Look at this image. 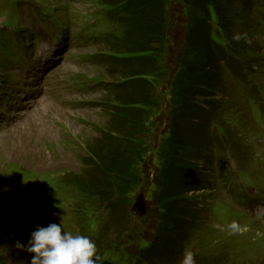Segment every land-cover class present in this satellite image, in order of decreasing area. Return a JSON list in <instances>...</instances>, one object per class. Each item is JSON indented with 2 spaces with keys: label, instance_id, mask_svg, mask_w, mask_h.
Masks as SVG:
<instances>
[{
  "label": "rangeland",
  "instance_id": "obj_1",
  "mask_svg": "<svg viewBox=\"0 0 264 264\" xmlns=\"http://www.w3.org/2000/svg\"><path fill=\"white\" fill-rule=\"evenodd\" d=\"M215 1L218 3V0ZM110 2L111 0H0V25L15 24L44 33L46 36L40 45L49 43L58 49L59 63L62 62L57 72H51L52 82L48 83L52 89L49 104L37 114V104H29L28 101H38L45 95L44 83L37 81L35 86L27 87L19 67L8 68L5 63V38L0 35V89L6 91L0 95V113L4 114L0 118V207H3L0 210V224L16 241L23 244L27 243L31 231L42 226V221L49 224L63 222L64 230L73 234L80 231L83 228L80 226V218L77 221L76 214L67 206L69 193L75 192L76 198L72 204H76L77 198L81 196L77 192L82 177L96 168L90 163L94 159L98 162L97 166L101 165L106 169L104 174L109 177L116 172L119 174V171L107 170L105 163L100 162L103 157L96 152L118 154L124 147L136 144L134 140L140 137L147 144L149 152L142 146L137 147L138 154L135 153L133 159L125 163L122 178L124 175L129 176L132 183L124 186L127 197L122 201L132 194V201L129 200L128 205L129 208L134 207V212L137 213L135 219L140 213H150V218L153 219L158 216L153 212H159L157 206L165 204L161 199L164 193L160 189L168 178L162 176L157 179V172L162 174L166 167H176L170 157L166 156L162 160L172 148L163 151L165 144H169L165 140L171 129L172 115L182 108V95L188 89L196 88L192 83L197 80H193L191 70L194 67H204L207 60L205 49L193 47L188 41V36L194 34V26L200 19L207 21L208 18L209 25L211 22V36L217 46L229 47L234 55L249 59L246 66L250 68V73H243L248 80L244 83L247 86L243 87L241 81L234 78L235 74L223 75V82L229 91L224 100L229 96L231 110L235 101L236 109L244 107L248 112L239 119L244 125L243 130L239 129L233 119H225L223 116L221 120H214V125L218 126L222 122V126L228 127L232 135L238 132L242 136L246 135L242 150L238 147V158L240 160L241 155L246 154V161L252 157L253 161L250 163L251 171L241 177L240 185L246 192L255 193L259 203L264 206V140L260 130L264 129V0L225 2L228 11L223 19L227 26L222 18L217 17L215 3H211L209 14L205 17L193 6L191 0H169L166 9L168 15L163 17L159 29L170 36H163L152 52L138 45L132 35L130 26L125 21L126 0L122 3L117 1L119 5ZM236 33L247 35V39L239 46L231 42V36ZM57 35H62L63 38H57ZM25 48L28 55L22 66L29 69L34 62L35 50L32 45H26ZM19 55L20 52L16 51L13 57ZM137 57H145L144 65L150 66L133 64L114 69L107 64V58L130 60ZM16 70L18 72L13 73ZM207 73H200L198 76L204 78ZM136 78L143 83L142 87L135 88V91H125L123 84ZM14 86L16 87L13 88ZM144 89L148 92L147 99L134 107V110L142 111V116L140 120H129L130 124L126 125L128 118H121L116 108L138 103L139 100L133 102L129 98H137L140 90ZM3 92L4 90L0 91ZM9 100L12 105L7 106V110L4 105ZM224 100L218 108L223 106ZM28 104L23 110L18 108L19 105L25 107ZM256 112L262 120L257 122L260 128L255 123ZM5 117L11 118L9 121L14 123L4 122ZM28 117L33 118V121L26 120ZM162 145V148L157 149ZM227 147L233 148L230 144ZM230 164V170L237 173L245 168V165L238 164L234 158H231ZM225 169L226 167L223 171ZM223 177L224 174L218 176L220 179ZM122 178L117 182L122 183ZM119 189L122 188L117 191ZM138 190L143 191L142 195ZM38 193L42 197L40 200ZM210 193L214 192L197 193L192 200L204 199V203H207L205 198ZM45 195L48 196L45 198ZM152 201H160L162 204L154 203V206ZM142 205L147 210L146 213L140 210ZM84 207H87L86 216L90 219L88 236L102 247L106 239H102V233L95 223L99 210L89 202L81 205L80 209ZM217 208L228 211L232 206L226 196L221 194L214 202V209ZM171 211L173 212L172 209ZM229 227H219L208 215L206 224H200L203 231L201 241L208 240L210 233L215 235L217 231L222 234L230 232L231 235L244 233L249 249L259 252L264 258V227H249V231L244 228L234 231ZM105 229L107 227L103 231ZM110 240H114L112 236ZM217 244L214 243L212 247L204 245V253H222L225 247H215ZM12 247L0 250L1 264L31 263L33 255L16 245ZM99 255L102 260H117L105 250Z\"/></svg>",
  "mask_w": 264,
  "mask_h": 264
},
{
  "label": "trees",
  "instance_id": "obj_2",
  "mask_svg": "<svg viewBox=\"0 0 264 264\" xmlns=\"http://www.w3.org/2000/svg\"><path fill=\"white\" fill-rule=\"evenodd\" d=\"M117 1L122 3L124 0H111L110 3L119 5ZM168 1L129 0L125 6V21L130 26V31L138 45L144 47L146 51H154L163 36H170L166 32L162 33L159 29L162 25L163 17L168 15L166 11ZM180 1L185 2L186 0ZM191 2L205 17L209 14L211 3H215L217 17L222 18L224 21L223 17L228 11L225 8V2H230V0H218V3L215 0H191ZM137 16L139 17L137 18ZM211 32L212 24L210 22L209 25L208 18L207 21L200 19L194 26V34L188 36L190 45L205 49L207 60L204 67L206 68L194 67L191 70V74L194 75L193 80H197L192 83L196 88H190L182 95L180 102L183 106L172 115L171 129L165 140V143L168 142L169 144H165L163 151L172 148L168 155L162 157V160L166 156L170 157L177 168L174 166L171 168L166 167L162 174H159V171L157 172L159 175V177H156L157 179L163 176L168 178V180L164 183L165 187L163 186L160 189L164 193L161 199L165 204L157 206L160 213L156 217V222L151 225L153 235L148 240H144L145 238L142 237L138 242H134L131 239L133 234L130 232V225L127 220L129 216L133 215L134 211V207L129 208L128 205L132 194H129L128 198L122 201L123 198L127 197L124 192V186L132 183L129 176L124 175L125 177L122 178L123 175L121 173L124 171L125 163L131 161L135 153L138 154L137 147L142 146L143 149L149 152L147 144L143 142L141 137L140 139H133L136 144L128 145L127 148L124 147L118 154L105 151L96 152L103 157L100 162L105 163L107 170L119 171V174L116 172L112 177H109V175L104 174L106 169L101 165L97 166L98 162L94 159L90 163L96 168L90 171L89 174L86 173L82 177V181L80 180L81 178H78L81 181L79 191L84 197V203L89 202L99 210V216L95 223L99 228V232L102 233V239L106 240H103L104 246L102 247L96 244L98 254L104 248L108 247L110 249L112 245H115L121 251L116 257L125 264H177L179 262L184 250V244L190 238L194 225L192 220L193 207L187 197L192 193H198L205 189V185H207V179L199 170L198 164L200 162L207 164L210 161L209 157L212 152L219 154L222 151L223 143L219 141L224 142V140L223 138L220 139L216 131H223L229 134L228 127L222 126V122L218 126L214 125V120H221V118L217 116L216 111L210 106L203 105L204 100L217 95L216 93L221 87L223 63L231 70L239 71L238 64L234 62L235 60L231 55L226 54L225 48L216 45ZM233 36H231L233 44L239 46L238 44L244 43L245 39L237 41L233 39ZM107 59L108 66L117 69L130 67L133 64H142L143 67L150 66L144 65L146 62L145 57H137L130 60ZM206 72H208L207 75L203 76L206 78L205 81L204 78L198 75ZM142 84L137 79L130 80L123 84V89L127 92L135 91V88L142 87ZM140 92L137 94V98H129L133 102L139 100L138 103L116 108L121 118L122 116L128 118L127 121L125 119L122 120V125L124 121L128 125L130 124L129 120H140L142 111L134 110V107L144 103L148 97L146 89L140 90ZM212 127H215L216 131ZM162 147L163 145L157 149ZM104 148L103 146L102 149ZM174 168L176 169L174 170ZM145 170L146 168L144 167ZM121 178L123 182H117ZM132 179H134L133 176ZM118 188L122 189L117 191ZM138 193L142 195L143 191L138 190ZM154 203L162 204L160 201H154ZM85 209L87 212V207ZM111 225L112 230H110ZM104 227H107V229L103 231ZM110 236H112V239L117 240V243L111 242ZM143 241H147V248L141 247V242Z\"/></svg>",
  "mask_w": 264,
  "mask_h": 264
},
{
  "label": "clouds",
  "instance_id": "obj_3",
  "mask_svg": "<svg viewBox=\"0 0 264 264\" xmlns=\"http://www.w3.org/2000/svg\"><path fill=\"white\" fill-rule=\"evenodd\" d=\"M233 39H247V35L236 33ZM230 228L238 231L239 225L233 222ZM16 247L34 254L31 264H103L95 241L87 235L64 230L63 222L37 226L30 233L28 244L17 241ZM181 264H196L195 253L185 249Z\"/></svg>",
  "mask_w": 264,
  "mask_h": 264
},
{
  "label": "bare ground",
  "instance_id": "obj_4",
  "mask_svg": "<svg viewBox=\"0 0 264 264\" xmlns=\"http://www.w3.org/2000/svg\"><path fill=\"white\" fill-rule=\"evenodd\" d=\"M13 25H15V24H13ZM15 26H20V25H15ZM20 27H22V26H20ZM12 32H14V33H17V34H20V35H24V36H28V34H22V33H20V32H18V31H14V30H12ZM57 38H63L62 37V35H57ZM114 69H117V68H114ZM137 79V78H136ZM136 79H134V80H136ZM30 81V79H28L27 80V82H29ZM130 81V80H129ZM16 86H14L13 88H15ZM31 96V95H30ZM19 97H21V96H19ZM51 98L49 97V96H47V95H45V96H42L38 101H36V100H33V101H28L29 102V104H32V103H36L37 104V109H36V113L38 114V112L40 111V110H43L45 107H47V105L49 104V100H50ZM29 104L28 105H26L25 107L23 106V105H19L18 106V108L20 109V110H23L24 108H26V107H28L29 106ZM25 113V112H24ZM33 118H29L28 117V119H26V120H32ZM33 121V120H32Z\"/></svg>",
  "mask_w": 264,
  "mask_h": 264
},
{
  "label": "water",
  "instance_id": "obj_5",
  "mask_svg": "<svg viewBox=\"0 0 264 264\" xmlns=\"http://www.w3.org/2000/svg\"><path fill=\"white\" fill-rule=\"evenodd\" d=\"M10 243H12V240L8 237L6 232L0 227V247ZM103 264H110V263L104 262Z\"/></svg>",
  "mask_w": 264,
  "mask_h": 264
}]
</instances>
